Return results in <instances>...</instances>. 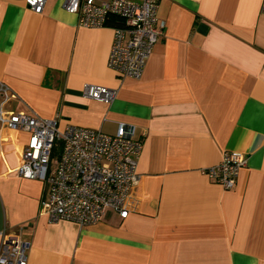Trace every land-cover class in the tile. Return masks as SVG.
<instances>
[{"label": "crops", "instance_id": "crops-1", "mask_svg": "<svg viewBox=\"0 0 264 264\" xmlns=\"http://www.w3.org/2000/svg\"><path fill=\"white\" fill-rule=\"evenodd\" d=\"M62 1L36 13L0 0L3 109L60 129L132 126L135 205L85 226L49 221L47 185L18 176L28 135L0 122V244L27 240V264H264L263 0H154L165 28L137 78L109 68L112 28L81 26ZM85 83L116 95L85 97ZM231 150L247 163L225 189L201 170Z\"/></svg>", "mask_w": 264, "mask_h": 264}, {"label": "built area", "instance_id": "built-area-1", "mask_svg": "<svg viewBox=\"0 0 264 264\" xmlns=\"http://www.w3.org/2000/svg\"><path fill=\"white\" fill-rule=\"evenodd\" d=\"M36 13L49 0H23ZM62 7L78 14L83 27L109 26L113 39L107 64L122 77L141 75L153 45L163 34L165 23L156 17L154 0H63ZM264 14V0L261 4ZM85 97L110 102L116 90L85 83ZM3 99L0 122L7 129L21 130L28 139L22 154L18 176L41 180L47 185V197L41 211L49 221L68 220L79 226L102 220L113 209L125 218L135 205L132 188L138 180L137 163L142 148L132 126L120 123L115 133L68 124L60 129L56 121L31 112H7L3 104L14 97L0 82ZM60 151L55 168L50 169L54 149ZM247 157L235 150L222 154L221 161L201 170L225 189L232 188L238 171ZM21 228L19 229V232ZM29 242L19 238L17 244L2 241L0 264H27Z\"/></svg>", "mask_w": 264, "mask_h": 264}, {"label": "rangeland", "instance_id": "rangeland-1", "mask_svg": "<svg viewBox=\"0 0 264 264\" xmlns=\"http://www.w3.org/2000/svg\"><path fill=\"white\" fill-rule=\"evenodd\" d=\"M60 148L59 147H56L55 149H54V152H53V155H52V157H51V161H50V169H54L55 168V166H56V164H55V160L57 159V157H58V154H59V150Z\"/></svg>", "mask_w": 264, "mask_h": 264}]
</instances>
